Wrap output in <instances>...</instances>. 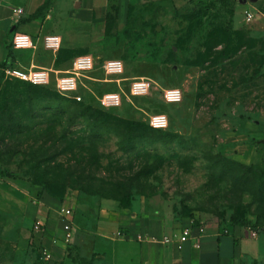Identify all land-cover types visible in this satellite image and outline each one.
<instances>
[{
	"label": "rangeland",
	"instance_id": "1",
	"mask_svg": "<svg viewBox=\"0 0 264 264\" xmlns=\"http://www.w3.org/2000/svg\"><path fill=\"white\" fill-rule=\"evenodd\" d=\"M25 3L0 0V59L15 32L5 14L11 11L19 26L38 11L36 33L29 35L62 39L59 53L47 55L42 67L67 70L75 57L90 55L97 67L91 78L102 77L105 61L120 60L123 79L148 78L154 85L149 96L100 110L97 98L116 84L82 79L92 90L82 106L0 76V179L64 190L57 194L62 204L49 194H23L21 204L0 211V264H112L96 249L98 228L122 251L130 248L131 222L151 218L161 223L155 241L163 264H264V0L223 7L221 0ZM187 6L206 12L183 44L173 32ZM17 55L15 67L28 68L31 56ZM160 88L180 89L181 101L167 103ZM88 106L102 114L97 125L79 116ZM154 115L166 116V129L150 126ZM154 130L173 137L161 140ZM42 195L54 203L43 205ZM106 200L113 218L99 223ZM62 209L74 212L68 233ZM232 216L257 229L232 225ZM186 228L191 238L177 251L176 236ZM165 238L174 242L165 245ZM101 248L112 261L111 248Z\"/></svg>",
	"mask_w": 264,
	"mask_h": 264
},
{
	"label": "built area",
	"instance_id": "2",
	"mask_svg": "<svg viewBox=\"0 0 264 264\" xmlns=\"http://www.w3.org/2000/svg\"><path fill=\"white\" fill-rule=\"evenodd\" d=\"M247 21L253 18L247 13ZM10 44L18 51H35L41 44L43 48L55 56L62 46V39L56 34H47L41 39L22 32H16L11 38ZM97 71L96 62L90 55L75 57L67 70H58L53 66L39 67L30 65L28 68L12 67L3 70L4 77L8 80H18L36 87H52L60 96L81 103L85 100L86 94H92L90 87L86 86L82 79L87 78L93 83L116 84V91L104 92L97 98L99 106L104 110L119 108L124 99L135 97H146L154 85L148 78L123 79L125 73L124 63L120 60H108L100 67L101 78H91L90 74ZM126 82V88L121 83ZM161 89L164 101L167 103H178L181 101L180 89ZM150 126L154 129H166L168 121L165 115L150 116ZM61 217L64 232L68 233L73 225L74 212L71 209H62ZM41 223H38L36 230H40ZM190 229L186 228L176 237V248L182 250L183 245L188 241ZM171 238H165V244H172ZM44 254L49 257L48 250L44 247Z\"/></svg>",
	"mask_w": 264,
	"mask_h": 264
},
{
	"label": "crops",
	"instance_id": "3",
	"mask_svg": "<svg viewBox=\"0 0 264 264\" xmlns=\"http://www.w3.org/2000/svg\"><path fill=\"white\" fill-rule=\"evenodd\" d=\"M25 1H26L25 4L28 5L30 8V5L35 4L38 0H25ZM19 3H21V2H19ZM19 5L23 6L24 3L22 2ZM29 8H28V12L30 11ZM29 14H30V12H29ZM32 15H34V13ZM32 15L30 14V16H32ZM8 16H11V19H10V17L7 18ZM27 19H29V18H27ZM9 20H11V22H10L11 25L9 26L11 31L22 32V33H26L28 35L29 34L34 35L36 33V30H37L36 27L37 26H36V24H33V23L36 22L37 19L33 20V21L27 20L26 22H24L18 26V25L14 24L17 21V18H15V16H12V13L10 11V12L6 13L4 16V21H9ZM20 30H22V31H20ZM0 38H1V40H3V36ZM6 56H7V49L5 48L3 50V54H2L1 59H0V64L5 60ZM33 64L35 65L34 61L31 60L27 66L29 67L30 65H33ZM17 183L18 182H15L12 180L10 181V180H1L0 179V211H7V210H9V208H12L13 206H17V204L18 205L21 204V202L17 199V198H21L20 195H22V197H23V194H31V195L32 194H47L45 192V190H42L43 188H41L40 186H37V185L31 186V185H27V184L21 185V184H17ZM19 187L22 189H20ZM11 194H17L18 197L16 195H14V197L12 198ZM11 198H12V200L10 201L11 205L10 206L5 205V201L8 199H11ZM40 199H42L41 203L43 205H46V206L52 205L54 203V201H49L47 198H45V195H42ZM55 203L62 204L59 201H55ZM103 210L109 212V214L105 213V216H103L102 215ZM112 210H113V207L109 203V201H107V200L103 201L101 203V212L102 213L99 214V219H100L99 223H101L102 219L107 218L109 220V219L113 218V216L110 214V213L114 214V211L112 212ZM160 225H161V223L159 222V220H156L154 218L148 219L147 221L142 220L140 222V224L138 222H136V224H134V222H131L132 228H131L130 232L126 235L127 239H128V243H126V244L130 248L127 250L125 249L126 251L123 249H122V251H119V248H117V250H115V247L114 248L111 247L110 243L106 241L107 239L105 238V236L102 233L100 234V231L102 232V228H98V230H97L99 232L98 233V244L96 245V249L98 250L99 253L105 254V256L107 257V260H109L112 264H163V257H164L163 256V247L161 245L159 246L155 241V240H157L156 238L161 236ZM194 234L197 235V233H195V232H194ZM191 235H192V232H191L189 238H191ZM137 236H139V237L141 236V238H143V241H142V239H141L142 242L135 240L137 238ZM103 246L104 247L108 246L111 248V253H112V255L115 256L114 257L111 255L112 261L109 258V252L104 250L103 248H101ZM153 246H154V248H153ZM174 249L177 250L176 245L174 246ZM177 251H179V250H177Z\"/></svg>",
	"mask_w": 264,
	"mask_h": 264
},
{
	"label": "trees",
	"instance_id": "4",
	"mask_svg": "<svg viewBox=\"0 0 264 264\" xmlns=\"http://www.w3.org/2000/svg\"><path fill=\"white\" fill-rule=\"evenodd\" d=\"M229 1H232V0H227V1L226 0H221V2H222L221 6L223 7L226 4V2H229ZM212 7L215 8V2L210 4L208 6V9H211ZM205 12H206V10H204V9H200V10L192 9V8H189L188 6L183 11H179L177 13V16H176V19H177V22H178V29L173 32V36L180 37L182 40H184L183 44H185V41L187 42V41L191 40L193 38L195 32L197 31V29L200 26L201 17L204 16ZM229 13H230L231 16H234V10L233 9H230ZM36 19H38V11L34 15L30 16L28 20L29 21H33V20H36ZM14 33H16V32H14ZM14 33H13V35H14ZM181 39H180V41H182ZM6 49H7V56H6L5 60L0 64V76H4L3 70H5L7 68L15 67L17 64H19L20 59H19L17 53H21V54L22 53H26L28 56H31L30 59L28 60V64L30 63L31 60H33L35 65L39 66V67H42V64H43L42 62L45 60V58H47V55H52L53 56V54L51 52L45 50L41 44L37 47V49L35 51H18V50H15L10 43H9V46ZM52 66L55 69L62 70L61 66L55 65V63ZM15 81L20 82L18 80H15ZM20 83L28 85V86L33 87V88H39V89H43V90L44 89L45 90H51V91H54L56 93V91L52 87H44L43 88V87L32 86L30 84L23 83V82H20ZM66 100H68V99H66ZM68 101H71V102H73V103H75L77 105H82V106L86 105L85 104V100L83 102H81V103H77V102L72 101V100H68ZM97 104H98V102H97ZM90 108H91V106H88V109H84L82 111V113L79 114V116L80 117H90V123L93 122V123H95L97 125L99 118L101 120L103 119L102 118V114L98 110L93 111ZM98 108L100 110H103L99 106V104H98L96 109H98ZM75 117H77V116H75ZM153 133H161V136H162V137H160L161 140L165 139V138H163L164 136H167L169 138L173 137L170 134V132L166 133V132H159V131L154 130ZM2 177H4V176H2ZM31 184L43 187V189L45 190V192L47 194H49L50 196L55 198L57 201L62 202L63 198H61L57 194H59V193L63 194V191H64L63 189L59 188L60 190L57 191L58 189H54L53 188L55 186L53 184H48L50 186L44 185V184H39L37 182H33ZM231 223H232V225L240 227V228L250 227V228L257 229L256 226L254 224H252L251 221H249L246 218H239L238 216H232L231 217Z\"/></svg>",
	"mask_w": 264,
	"mask_h": 264
},
{
	"label": "water",
	"instance_id": "5",
	"mask_svg": "<svg viewBox=\"0 0 264 264\" xmlns=\"http://www.w3.org/2000/svg\"><path fill=\"white\" fill-rule=\"evenodd\" d=\"M240 2H241V0H239ZM244 1H246V0H244Z\"/></svg>",
	"mask_w": 264,
	"mask_h": 264
}]
</instances>
